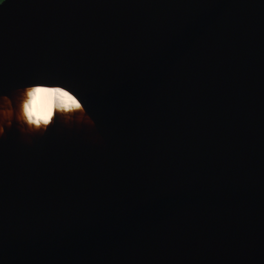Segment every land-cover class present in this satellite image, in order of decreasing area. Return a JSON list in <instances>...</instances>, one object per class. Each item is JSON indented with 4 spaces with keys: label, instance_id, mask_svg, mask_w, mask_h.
Segmentation results:
<instances>
[{
    "label": "water",
    "instance_id": "1",
    "mask_svg": "<svg viewBox=\"0 0 264 264\" xmlns=\"http://www.w3.org/2000/svg\"><path fill=\"white\" fill-rule=\"evenodd\" d=\"M41 81L85 113L0 134V264H264V0H5Z\"/></svg>",
    "mask_w": 264,
    "mask_h": 264
},
{
    "label": "clouds",
    "instance_id": "2",
    "mask_svg": "<svg viewBox=\"0 0 264 264\" xmlns=\"http://www.w3.org/2000/svg\"><path fill=\"white\" fill-rule=\"evenodd\" d=\"M4 2L0 0V5ZM84 113L81 100L69 87L51 81L35 82L16 89L11 99L0 95V134L13 119L21 131L43 133L54 117L65 123L80 120Z\"/></svg>",
    "mask_w": 264,
    "mask_h": 264
},
{
    "label": "bare ground",
    "instance_id": "3",
    "mask_svg": "<svg viewBox=\"0 0 264 264\" xmlns=\"http://www.w3.org/2000/svg\"><path fill=\"white\" fill-rule=\"evenodd\" d=\"M54 118H56V117H54ZM68 121H72V119L71 120H68Z\"/></svg>",
    "mask_w": 264,
    "mask_h": 264
}]
</instances>
